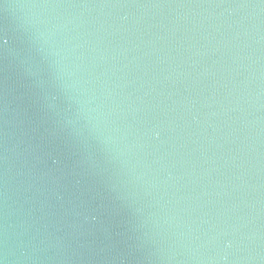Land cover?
Here are the masks:
<instances>
[{"label":"water","instance_id":"water-1","mask_svg":"<svg viewBox=\"0 0 264 264\" xmlns=\"http://www.w3.org/2000/svg\"><path fill=\"white\" fill-rule=\"evenodd\" d=\"M5 264H264V0H0Z\"/></svg>","mask_w":264,"mask_h":264},{"label":"clouds","instance_id":"clouds-1","mask_svg":"<svg viewBox=\"0 0 264 264\" xmlns=\"http://www.w3.org/2000/svg\"><path fill=\"white\" fill-rule=\"evenodd\" d=\"M0 264H5V262L2 258H0Z\"/></svg>","mask_w":264,"mask_h":264}]
</instances>
